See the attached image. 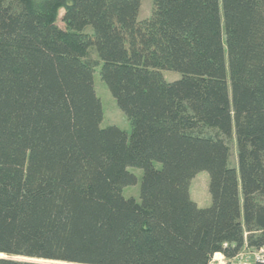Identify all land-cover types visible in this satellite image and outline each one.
Returning <instances> with one entry per match:
<instances>
[{"label": "trees", "instance_id": "1", "mask_svg": "<svg viewBox=\"0 0 264 264\" xmlns=\"http://www.w3.org/2000/svg\"><path fill=\"white\" fill-rule=\"evenodd\" d=\"M141 2L0 0V264H211L264 246V0H153L143 19ZM91 47L130 133L101 127ZM204 170L208 207L190 190Z\"/></svg>", "mask_w": 264, "mask_h": 264}, {"label": "rangeland", "instance_id": "2", "mask_svg": "<svg viewBox=\"0 0 264 264\" xmlns=\"http://www.w3.org/2000/svg\"><path fill=\"white\" fill-rule=\"evenodd\" d=\"M153 10V0H142L141 8L139 12V18L143 19L151 15ZM64 11H60L59 15V25L65 28V23L62 20ZM86 32L91 33L92 28L91 26H87L85 29ZM88 58L91 62L95 63L96 65L99 63L100 60L98 54L94 47L89 49ZM96 66V71L94 73V83L97 95L100 97L102 106H103V119L101 121V127H107L110 125H117L120 128L131 132L132 126L131 121L124 113V111L118 106L115 97L112 95L109 87L107 84L101 79L100 76V65ZM164 75L167 80L173 81L179 79L182 74L175 70H164ZM232 147V154L230 157V164L232 166H238V158H237V146L234 139L231 141ZM157 167L161 166L160 163H156ZM131 170L137 175L138 182L134 185L126 186L123 188V193L127 197H134L135 199H139L140 197V184H141V177L143 175V171L139 168H131ZM209 180L210 176L207 171H200L191 182V196L192 198L198 203L201 207H208L212 202L211 194L209 191ZM264 248V246L262 247ZM259 249H251L247 248L242 255L243 259L253 260L255 258V253ZM3 255H0L2 257ZM229 263H234L229 261ZM235 261V260H232ZM236 262V261H235ZM238 262V261H237Z\"/></svg>", "mask_w": 264, "mask_h": 264}, {"label": "built area", "instance_id": "3", "mask_svg": "<svg viewBox=\"0 0 264 264\" xmlns=\"http://www.w3.org/2000/svg\"><path fill=\"white\" fill-rule=\"evenodd\" d=\"M211 264H264V248H260L255 253L253 260L241 259L238 262L229 263L223 253L217 252L211 259Z\"/></svg>", "mask_w": 264, "mask_h": 264}, {"label": "crops", "instance_id": "4", "mask_svg": "<svg viewBox=\"0 0 264 264\" xmlns=\"http://www.w3.org/2000/svg\"><path fill=\"white\" fill-rule=\"evenodd\" d=\"M242 255H243V253H241L240 255H238L236 258L229 259V261L235 262V261L241 260V259H243L242 258ZM232 260H235V261H232Z\"/></svg>", "mask_w": 264, "mask_h": 264}, {"label": "bare ground", "instance_id": "5", "mask_svg": "<svg viewBox=\"0 0 264 264\" xmlns=\"http://www.w3.org/2000/svg\"><path fill=\"white\" fill-rule=\"evenodd\" d=\"M2 255V254H1Z\"/></svg>", "mask_w": 264, "mask_h": 264}]
</instances>
